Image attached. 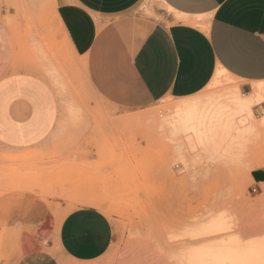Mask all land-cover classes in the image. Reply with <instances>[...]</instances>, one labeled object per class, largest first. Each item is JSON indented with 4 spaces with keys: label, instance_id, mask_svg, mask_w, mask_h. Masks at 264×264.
Wrapping results in <instances>:
<instances>
[{
    "label": "rangeland",
    "instance_id": "obj_1",
    "mask_svg": "<svg viewBox=\"0 0 264 264\" xmlns=\"http://www.w3.org/2000/svg\"><path fill=\"white\" fill-rule=\"evenodd\" d=\"M54 2L0 0V19L20 55L30 45L32 61L65 52L56 41ZM168 12L159 0H141L129 15L145 30ZM66 67L64 61L59 68ZM55 77L52 85L69 105L63 132L50 143L78 153L22 156L0 147V194L36 184L41 196L66 200L69 208L96 207L108 216L112 243L103 257L90 263L60 257L59 264H264V184L252 193L250 177L264 169V93L246 118L250 127L228 130L225 142L198 145L184 135L148 129L145 122L188 99L120 110L98 100L80 66L73 79ZM234 87L235 80L222 76L192 98L204 101ZM34 250L21 237L9 247L0 233V264H19ZM242 251L247 256H238Z\"/></svg>",
    "mask_w": 264,
    "mask_h": 264
},
{
    "label": "crops",
    "instance_id": "obj_2",
    "mask_svg": "<svg viewBox=\"0 0 264 264\" xmlns=\"http://www.w3.org/2000/svg\"><path fill=\"white\" fill-rule=\"evenodd\" d=\"M140 1L55 0L56 41L65 52L33 61L31 45L16 52L0 19V147L22 156L78 153L50 139L63 132L69 105L52 80L57 74L73 79L79 66L98 100L120 110L190 99L218 71L238 83L242 97L264 82V0H159L169 12L145 30L129 15ZM250 177L260 190L264 169ZM58 201L39 195L36 184L0 194V233L9 247L16 237L36 246L19 264H59L60 257L90 263L109 250L112 223L105 213Z\"/></svg>",
    "mask_w": 264,
    "mask_h": 264
},
{
    "label": "bare ground",
    "instance_id": "obj_3",
    "mask_svg": "<svg viewBox=\"0 0 264 264\" xmlns=\"http://www.w3.org/2000/svg\"><path fill=\"white\" fill-rule=\"evenodd\" d=\"M222 76L231 78L228 74L218 71L208 87L219 84ZM263 93V84L259 82L253 83L252 97L249 99L241 98L238 87L226 89L204 101L199 97L188 99L168 107L161 118L147 117L146 126L148 129H157L171 135H184L187 140H196L198 145L212 144L217 140L222 143L226 141L228 130L234 128L243 132L245 128L250 127L246 118L251 113V107L262 102ZM262 122L264 123V119ZM238 256L247 254L242 251Z\"/></svg>",
    "mask_w": 264,
    "mask_h": 264
},
{
    "label": "built area",
    "instance_id": "obj_4",
    "mask_svg": "<svg viewBox=\"0 0 264 264\" xmlns=\"http://www.w3.org/2000/svg\"><path fill=\"white\" fill-rule=\"evenodd\" d=\"M252 193H257L259 191V188L257 186H253L251 188Z\"/></svg>",
    "mask_w": 264,
    "mask_h": 264
}]
</instances>
